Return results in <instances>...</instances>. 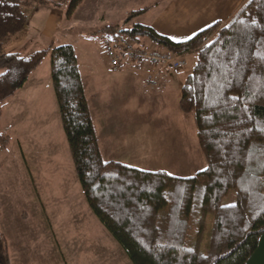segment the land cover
I'll use <instances>...</instances> for the list:
<instances>
[{"label": "trees", "instance_id": "1", "mask_svg": "<svg viewBox=\"0 0 264 264\" xmlns=\"http://www.w3.org/2000/svg\"><path fill=\"white\" fill-rule=\"evenodd\" d=\"M34 1L58 7L64 0ZM84 1L70 0L68 15ZM25 3L0 0V116L2 104L49 55L51 86L81 191L129 263L264 264V0H246L224 23L179 43L140 24L113 37L126 36L138 45L148 39L178 56L195 54L179 108L193 115L206 168L188 179L104 161L71 45L29 57L3 52L4 43L26 29ZM147 10L130 12L125 23ZM9 143L10 137L0 133V154ZM231 191L235 203L222 206ZM197 199L199 217L192 221ZM0 264H10L1 232Z\"/></svg>", "mask_w": 264, "mask_h": 264}, {"label": "rangeland", "instance_id": "2", "mask_svg": "<svg viewBox=\"0 0 264 264\" xmlns=\"http://www.w3.org/2000/svg\"><path fill=\"white\" fill-rule=\"evenodd\" d=\"M21 1L26 2L22 5L27 17L26 29L9 38L3 45V52L29 57L50 45L68 44L77 49L84 85L92 81L95 89L92 93L87 91L86 100L93 113L99 150L105 162L146 172L163 171L178 179L191 178L206 168L196 139L193 115L184 114L179 108L180 90L194 68L195 54L180 55L186 62L182 71L170 73L167 87L161 89L158 85L151 90L143 89L136 78L132 79V84L130 77L122 78L132 70L119 71L120 74L106 68L102 80H92L84 61L86 52L96 51L99 55L104 42L130 29L132 24L173 33L170 30L176 29L181 22L184 24V18L172 16L182 0H85L70 15V0L62 1L58 7L34 0ZM235 1L184 0L187 10L192 11L188 19L198 21L194 31L180 37L189 39L217 21L224 23ZM146 8L145 14L131 24L125 23L130 12ZM89 30L96 31L95 38ZM139 45L163 50L148 39H141ZM42 62L44 69L40 74L50 63L49 55ZM125 96L132 97L126 100ZM53 98L55 100L54 94ZM57 114L55 124L48 128L43 121L32 123V115L29 118L21 108L19 122L25 127L20 129L15 125V133L12 129L6 130L8 119L5 125L3 121L1 131L10 137V143L0 154V232L10 264H130L87 205L74 172L58 110ZM15 120L16 117L12 123ZM27 129H39L41 135H21L22 130L26 132ZM43 133H46L45 138ZM21 142L28 147V153L31 150L39 154L31 159V164L23 155L26 150L20 146ZM171 194L172 191L167 192L168 200ZM234 203L235 192L231 191L220 204ZM198 215L197 199L191 220ZM211 226L210 216L202 238V251Z\"/></svg>", "mask_w": 264, "mask_h": 264}, {"label": "crops", "instance_id": "3", "mask_svg": "<svg viewBox=\"0 0 264 264\" xmlns=\"http://www.w3.org/2000/svg\"><path fill=\"white\" fill-rule=\"evenodd\" d=\"M245 1L246 0H236L234 5L231 7V11L230 12H232V13L229 15V17ZM183 2H184V0H182V3L179 4L178 7L176 6L177 7V11H175L172 14V16L174 18H181V17L184 18V24H183V22H181L178 26H176L177 27L176 29L170 30V32H173V33H170V34L169 33H164L163 31L159 32V30L153 29L157 34L165 36V37L169 38L170 40H172L173 42H176V43L188 40V39H184L186 37H184L182 39L180 36H183L185 32L189 33V32L194 31L195 26H196V21H198V20L188 19V15L192 14V11H188L187 10L188 8H186V6H185V4H183ZM192 10H193V8H192ZM173 17H172V20H173ZM228 18L225 21H227ZM220 22H221V20H220ZM88 32L90 34L94 35V38L96 37V31L89 30ZM66 45H68V44H66ZM71 46L73 47V49L75 50V52L77 54L78 69H79V73H80V76H81V80L83 82L84 93H85V97H86L87 91L90 92V93L95 91V89L92 88L93 82L89 81V85L91 84V86L84 85L85 83L83 81V77H82V73H81V69H80L78 52H77V49L73 45H71ZM49 47L55 48L53 45H50ZM102 52H103V47L100 50L99 55H97L96 51L92 52V53L86 52V54H85L84 61H85L86 66L89 68V72H88L89 78H91L92 80H100V79L102 80L104 78L105 74H106V68L108 69V64H107L106 60H104ZM41 69H44V63L43 62L30 75V77H29L28 81L25 83V85L21 89H19L12 98H10L9 100L5 101L4 104L2 105L3 107L1 106L2 107L1 108L2 109V113H1V116H0V133H2L1 129H2L3 121H4V125H5L7 123V119H8V123L6 124L5 128L8 131H9V129H12L13 132L15 133L14 128H13L15 125H16V127L20 128V129H21V127H25V124H23L22 122L21 123L19 122L20 116H21V108L25 112H27V114L29 115V118H31L30 115H32V123L37 124V123H40V122L43 121V124H46L48 126V128H51L52 125L55 124L56 117L58 115L57 114L58 108H57L56 99L54 100V98H53L54 92H53V89H52V86H51L50 63L45 68L46 71L42 72V74H40ZM125 70L129 71V69H125ZM125 70H123V71H125ZM130 70H132V69H130ZM122 72H118V73L121 74ZM147 72H148V67L147 66L140 67L138 69L129 71V74H125L124 76H122V78L130 77V84H132V79L136 78V79L140 80V83L143 86V89H150V88H148L146 86ZM188 72L189 71H187L186 73H188ZM170 73L171 72H162L161 71V72H159L157 74L156 78L158 79V85H161V89L167 87V85L169 84ZM190 73H191V71H190ZM114 74H116V73H114ZM139 75H141V76H139ZM174 75H176V74H174ZM172 79H173V77H172ZM129 92H130V90H129ZM133 95H134V92H133ZM132 96H129V97L125 96L126 100H127V98H131ZM88 106H89V103H88ZM89 108H90V106H89ZM5 109H6L7 113H4ZM14 110H15V113L13 114ZM11 111H12V113L9 114V112H11ZM30 111H32L33 114H29ZM17 112H18V114H17ZM90 112H91V118H92L93 126H94V129H95V133H96V127L94 125V117H93V113L91 111V108H90ZM8 114H9V116L13 115L11 117V120H10V117L8 116ZM15 117H16V119L18 121L15 120V123L14 122L12 123V120ZM25 119H26V121L29 120L28 118H25ZM38 130H36V129H27L26 132H25V130H22L21 135L24 134V133H26V134L28 133L29 137H30V134L34 135V134L38 133L39 135H41L39 133L40 130H39V132H38ZM8 131H6V132H8ZM42 135L45 138L46 133H43ZM96 136H97V134H96ZM25 141H23V142L25 143ZM23 145L24 144L21 142L20 146L26 150L25 154L23 153V155H24V157L28 158V160H30V164H31V159L32 158H37V156H39V154L36 153V152H32L31 150L29 151V153H31V154H29L28 153V147L26 148Z\"/></svg>", "mask_w": 264, "mask_h": 264}, {"label": "built area", "instance_id": "4", "mask_svg": "<svg viewBox=\"0 0 264 264\" xmlns=\"http://www.w3.org/2000/svg\"><path fill=\"white\" fill-rule=\"evenodd\" d=\"M103 54L111 72L147 66V85L151 88L156 87L155 77L160 71L178 72L185 66L180 56L171 54L167 50L139 47L126 36L106 43L103 47Z\"/></svg>", "mask_w": 264, "mask_h": 264}]
</instances>
